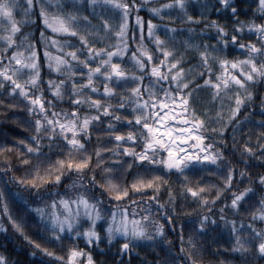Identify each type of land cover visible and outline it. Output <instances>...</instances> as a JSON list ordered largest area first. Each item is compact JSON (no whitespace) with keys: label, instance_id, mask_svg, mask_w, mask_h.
<instances>
[{"label":"snow or ice","instance_id":"1","mask_svg":"<svg viewBox=\"0 0 264 264\" xmlns=\"http://www.w3.org/2000/svg\"><path fill=\"white\" fill-rule=\"evenodd\" d=\"M251 3L264 16V0H251ZM24 4L23 16L18 20L14 10L21 7L19 0H0V18L4 20V25L0 26V97L19 98L21 104L26 105L27 123L33 129L30 136L16 144V151L23 159L15 166L9 163L0 168V177L8 176L13 167L25 168L19 176H8L18 190L6 192L0 187V231H7L6 218L12 229L35 249L29 255L36 256L39 252L59 264H97L94 251H103L102 244L111 247L117 240L122 242L117 250L119 254H114L115 264H130L125 261V255L130 256L136 248L144 246L159 247L164 253L162 259L148 261V264H201L192 259L191 252L196 250L192 235L187 240L191 252H185L187 225L177 222L176 217L181 215L177 208L181 205L177 204L170 186L166 200L159 199L161 182L165 185L168 182L158 173L179 176L209 167L223 171L218 160L222 161L224 153L215 145L223 146L224 142L216 137H222L231 126L235 138L237 126L249 122V113L243 109L254 99L252 86L264 82V21L240 19L236 0H200L199 5L191 0H165L154 7H148L147 0L141 3L137 0H24ZM143 7H148L149 13L160 20L165 19L162 13L167 11V18L172 22L157 24L149 18L145 24L137 14L134 23L129 25V14ZM37 8L44 25L40 29L39 45L43 63L50 69L49 77L41 74L37 41L29 39L30 34L24 30L35 18L32 13ZM190 9L198 10L199 14L191 15ZM213 9L216 14L223 12L232 17L231 33L215 18L208 19ZM175 21H179V27ZM200 24L203 27H189ZM208 28L215 29L211 42L199 39ZM160 29L164 36L158 34ZM245 29L247 34L256 37L255 41L240 39ZM46 30H50L51 35H46ZM230 46L240 51L241 56L229 59ZM188 52L194 62L184 67ZM195 68L199 71H194ZM52 73L63 79H56ZM204 89L209 90V95L202 100L200 93ZM45 91L49 97H45ZM65 92L70 112L57 107L64 103ZM113 100L116 102L112 103ZM258 106L261 112L258 123L264 128V95ZM82 108L88 110L81 111ZM122 112L127 115H121ZM101 123L109 139H114L117 145L110 151L104 150L105 154L117 161H126L127 168H134L135 175L141 178L117 186L105 176L102 177L107 184L105 189L96 179V165H91L93 171H89L91 156L86 154V144L91 139L92 129ZM209 124L216 127L209 130ZM118 126L129 130L116 131ZM45 140L47 145L42 143ZM245 140L240 155L255 156L247 137ZM53 141H58L57 148L66 145L69 155L73 150L84 155L76 162L57 157L56 161L48 163L43 174L39 161L26 168L33 156L50 160ZM257 144L260 151L257 158L264 160V133L257 137ZM45 146L49 148L47 153L42 151ZM3 150L0 148V152ZM101 154V148L97 147V163L101 162ZM65 164L67 170L76 173L75 177L64 190L51 188L50 183L62 182ZM113 167L121 168L123 164L116 163ZM85 172L88 179L84 177ZM104 172L111 174L107 168ZM150 174L151 178H142ZM225 175L223 187L211 201L207 196L199 199L201 206L216 201L225 188L232 186L234 178L240 181L246 173L240 169L239 175H235L233 166L228 165ZM253 183L255 188L244 187L232 192L230 211L233 215L250 195L264 189V173L257 174ZM45 188L49 190H43ZM24 190L31 193L30 200L25 198ZM186 191L192 197L200 195V190L192 187H187ZM17 201H22L21 207L30 219L14 214L12 206ZM252 203L255 209L247 222L243 218L239 223L228 220L223 215L224 205L219 209V219L231 225L233 253L247 257L249 244L258 240L253 245L255 254L264 260V227L253 222H264V193ZM32 223L37 226L34 235L39 240L47 243L68 240L71 246L59 256L42 247L37 239L25 234V226ZM188 223L194 225V231L200 236L218 225L210 214H200L195 220L188 217ZM246 229L251 233L248 240L239 234ZM169 232L179 238V245L175 240L170 243L164 239ZM78 242H83L84 247ZM60 246L64 247L63 243ZM0 264H9L8 256L2 252ZM40 264L48 262L42 259ZM100 264L104 262L101 260Z\"/></svg>","mask_w":264,"mask_h":264},{"label":"trees","instance_id":"2","mask_svg":"<svg viewBox=\"0 0 264 264\" xmlns=\"http://www.w3.org/2000/svg\"><path fill=\"white\" fill-rule=\"evenodd\" d=\"M148 7H154L157 3H164L165 0L162 1H147ZM194 5H199L200 0H191ZM215 2V0H213ZM137 3H141V0H137ZM236 3L239 7V18L242 20L254 19L257 23L264 21V16L259 14L258 9H256V5L251 3V0H236ZM219 7V5H216ZM148 7H143L136 12L129 14V25L134 23L135 15H140L143 20L146 21L149 18H152L155 23L163 24L169 23L167 20H160L156 18L153 14L149 13ZM253 10H255V15H253ZM191 15H198L199 12L189 10ZM35 18L29 22V24L25 27V31H27L29 35V39L37 41V50L40 54L41 63V74L43 77H49L50 69L43 63V55L41 53V47L39 45V41L41 38L40 29L44 27L41 22V19L38 13L32 14ZM215 18L222 26H225L229 29V33H231V26L233 24V19L231 16L226 13L216 14L213 9L212 12L208 15V19L211 20ZM177 27H179V21H175ZM189 27H203V24L200 25H189ZM245 34L240 37L245 42L247 40L252 39L256 40L254 35L247 34V29L244 30ZM215 29L208 28L205 29V34L203 36H199L201 40H209L211 42L214 39ZM46 35H51L48 30H46ZM204 37L207 39H204ZM64 38V37H63ZM145 43H148L146 40ZM152 45L149 44V48ZM189 60L184 67H187V64L194 62V57L191 52H188ZM240 51H234L232 47L229 48V59L233 57H240ZM199 71L198 68L195 70ZM55 75L56 79H63V77L58 74L52 73ZM200 83L199 80L196 81ZM102 87V84H101ZM251 90L253 91L254 99L250 102V106L243 109V112L249 113V122H243L242 125L237 126V130L235 132V138H233V130L232 127L229 126L222 137H216L217 140L222 139L224 144L221 146L220 143H216V147L220 148L224 153L222 161L218 160V163L222 164L223 171H216L214 168L209 167L198 173H185L182 175H168L163 176V173H158L162 177V180H167V185L161 182V188L159 192V199L161 202H164L168 196V187L170 186L173 194L177 197V204L181 205L177 208V211L181 214L177 216V222L181 225H187L184 229V238H185V252H191V249L187 245L188 236H193V247H195V251L191 252L192 259L199 260L201 264H264V260L259 259L255 254L254 244L258 243V240L252 241L247 251L249 252L247 257H243L241 253L231 251L232 243L234 237L231 236L230 228L231 225H225L224 221L220 220L221 213L219 211L221 205H224V213L223 215L228 220H236L237 223L240 222L241 218L244 219L245 222L251 220V212L255 209V205L252 203L253 200L260 198L261 193H264V189H258L254 195H250L248 200L244 201L243 204L239 206L240 210L236 215L230 211V201L232 192L242 190L244 187H256V184L253 183L257 174L264 173V160H260L257 157L260 156V151L257 144V137L264 133V128H261L258 120L261 116V112L259 109V102L261 95H264V82H257L252 86ZM45 97H49L50 94L45 91ZM209 95V90L204 89L200 93L201 99L204 100ZM103 99V97H101ZM0 100L3 101L0 104V148L4 150L0 152V168H4L7 164H12L13 166L17 165L23 157L17 153L16 144L19 140L24 139L32 134L33 129L27 123L29 117L26 112V105L21 104L19 98H9V97H0ZM116 101L113 100L112 103ZM14 105V107L12 106ZM58 108H65L70 112L69 106V97L67 92L64 95V103L58 104ZM214 107V106H213ZM88 109L82 108L81 111H87ZM121 115H127V113H121ZM242 115V114H238ZM216 127V125L209 124L208 128L211 130ZM99 129V131L97 130ZM105 125L103 123L97 125V128L92 129V136L90 141L86 144V149L88 152L86 154L91 156L90 159V167L89 171H93L91 165H96L94 172L96 175V179L100 182V184L105 185V189H107V184L105 179L102 177L106 176L107 180H110L112 184L117 186H123L127 183H130L134 178H141L135 175L134 168H127L126 161H117L116 158L106 155L104 150H111L117 145L113 140L109 139V133L104 130ZM129 129L124 126H118L116 131L126 132ZM247 137V143L249 147H252L255 151V156L248 154L246 156H241L240 153L243 151V146L246 142L245 138ZM209 138H211V133L209 132ZM42 143L47 145L48 141L45 140ZM52 155L50 160L45 157H36L33 156L29 159V163L26 168H31L32 165L40 162V172L43 174L49 162L56 161L57 157L60 159H72L74 162L78 161L81 153H77L75 150L69 155V149L65 145L64 147L57 148L55 144L58 141H53ZM235 145V147H233ZM99 147L102 150L101 154V162L97 163V159L95 156V149ZM43 152H49V148L45 146L42 149ZM23 152V149H21ZM130 159V157H129ZM247 160L248 163L245 164L243 161ZM226 162V163H223ZM116 163H122L123 167L114 168L113 165ZM233 166L235 175H239V170L244 169L246 175L241 178L240 181H237L235 178L232 181V186L229 188H225L224 191L221 192V195L217 197L216 201L211 203H206L205 206H201L199 204V199L204 196L208 197V200L211 201V198L216 195L218 189L223 187V179L226 178L227 166ZM107 168L110 171V175H106L104 169ZM25 168H20L19 170L16 167H13L11 171L8 172V176H19ZM157 174V173H153ZM76 173L71 170H67L66 164L65 169L62 173V182L59 185L51 184V188H59L60 190H64L65 185L70 184L75 177ZM8 176L0 177V187L3 188L6 192H14L18 190L17 185L13 183ZM85 179H88V172L84 173ZM147 180L151 178L150 175H145L142 177ZM187 178V179H186ZM187 187H192L194 189L200 190V195L198 197H192L191 193H187ZM183 189V195H181V190ZM23 190V189H20ZM45 191L49 190L47 188L43 189ZM97 191H99V185H97ZM24 196L26 199H31V193L24 190ZM106 196V192H105ZM50 199V198H49ZM228 201V204H225V201ZM22 201H17L15 205H13L14 214H22L27 216L30 219V215L23 211L21 207ZM17 209L19 212H17ZM155 211V209H153ZM200 214H210L214 216L218 225L209 231L206 235L200 236L198 233L194 231V225L192 223H188V217L193 218L195 220ZM5 224L8 225L7 231H0V252L4 253L9 258V264H40V261L43 259L47 261L48 264H59V261L55 260L52 257L44 256L42 253H37L36 256L29 255L30 252L35 251L32 247L29 246L28 242L23 239V237L15 232L11 225L8 223L6 218L4 219ZM257 223L258 227H264V222L253 221ZM37 226L32 223L26 225L24 228L25 234L31 236L33 239H37L38 243H41L42 247H47L51 252L56 255H64L66 252V248L71 246V242L65 240L63 242L57 243H47L39 240L34 232ZM243 239H250L251 233L246 229L245 232L239 233ZM165 240H168L170 243L172 240H175L176 245H179V238L174 237L171 232L167 236L164 237ZM121 240H117L112 243L111 247H108L105 244L101 245V248L104 249L100 251L97 249L94 251V258L97 260V264H100L102 260L104 264H115V255H118V247L121 243ZM63 243L64 247H61L60 244ZM80 247H84L83 242H78ZM177 247V251H178ZM136 252H139L140 255H137ZM159 252L160 255H156ZM115 254V255H114ZM164 256L163 251L156 246H144L138 247L132 254L125 255V261H130V264H148V261L154 259H162ZM191 264V262H189Z\"/></svg>","mask_w":264,"mask_h":264},{"label":"rangeland","instance_id":"3","mask_svg":"<svg viewBox=\"0 0 264 264\" xmlns=\"http://www.w3.org/2000/svg\"><path fill=\"white\" fill-rule=\"evenodd\" d=\"M147 1H153V2H155V1H162V0H147ZM19 3H20V5H21V7L20 8H18V9H15L14 10V16L19 20L22 16H23V11H22V8L24 7V6H26L25 4H24V0H19ZM52 9H49V11H51ZM38 13V8L33 12V13ZM32 13V14H33ZM173 15H175V13H172ZM162 15H164L165 16V21L167 20L168 22H172V21H170L168 18H167V11H165V12H163L162 13ZM42 22V21H41ZM157 24H159V23H157ZM4 25V20H3V18H0V26H3ZM49 32H50V30H48ZM50 34H51V32H50ZM158 34H160L161 36H164V32H163V29H160L159 31H158ZM178 35H186V34H180V33H178ZM58 38H63V37H58ZM41 39V38H40ZM204 39H207V37L205 38L204 37ZM97 46H100L99 44L97 45ZM0 48H2V46H0ZM41 53H42V55H43V51H42V49H41ZM189 60V59H188ZM196 70V68L194 69V71ZM60 76V75H59ZM86 226V225H85Z\"/></svg>","mask_w":264,"mask_h":264}]
</instances>
